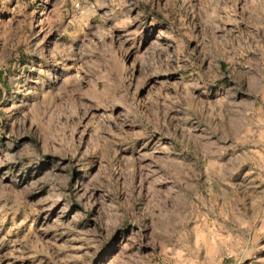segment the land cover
Masks as SVG:
<instances>
[{
    "label": "rangeland",
    "instance_id": "obj_1",
    "mask_svg": "<svg viewBox=\"0 0 264 264\" xmlns=\"http://www.w3.org/2000/svg\"><path fill=\"white\" fill-rule=\"evenodd\" d=\"M0 264H264V0H0Z\"/></svg>",
    "mask_w": 264,
    "mask_h": 264
}]
</instances>
